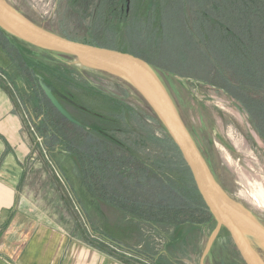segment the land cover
<instances>
[{
	"label": "rangeland",
	"instance_id": "374dc122",
	"mask_svg": "<svg viewBox=\"0 0 264 264\" xmlns=\"http://www.w3.org/2000/svg\"><path fill=\"white\" fill-rule=\"evenodd\" d=\"M5 1L48 32L80 43L125 48L150 61L225 195L264 228V61L256 57L258 45L248 44L244 37L248 15L251 20L255 15L262 25L259 32L251 33L264 36V0H230L229 4L189 0L181 23H176L170 0ZM139 6L143 20L134 25L131 16ZM130 8L135 9L132 15ZM165 9L170 17L161 32L165 36H156L153 21L146 34L156 33L154 44L140 42L145 21L149 16L157 20ZM196 13L200 25L195 23ZM96 24H101L100 29ZM22 58L53 69L63 67L72 73L71 80L91 89L53 87L59 103L87 128L83 133L64 121L56 122L64 127L61 135L90 153L87 161L84 153L73 156L38 133L44 118L36 101L22 100V96L34 97L21 70ZM0 80L11 85L19 110L36 134V164L41 170L34 169L32 178L45 183L47 190L57 191L61 184L63 202L48 205H55L57 213L62 206L61 221L76 228L79 241L100 247L113 243L141 247L150 255L190 264H241L227 233L221 230L213 239L218 227L213 216L207 221L197 206L194 215L186 214L185 194L175 201L173 187L186 184L172 146L164 141L169 136L154 111L127 84L72 57L34 48L2 33ZM90 164L99 168L96 181L107 185L108 198L92 195L86 187L82 168ZM175 207L181 214L176 219L169 211ZM249 242L264 264V247Z\"/></svg>",
	"mask_w": 264,
	"mask_h": 264
},
{
	"label": "crops",
	"instance_id": "0c3cea01",
	"mask_svg": "<svg viewBox=\"0 0 264 264\" xmlns=\"http://www.w3.org/2000/svg\"><path fill=\"white\" fill-rule=\"evenodd\" d=\"M10 87L0 80V264H190L144 254L141 247L79 241L76 228L61 221L62 206L59 213L49 207L63 202L61 184L47 190L32 178L41 170L36 134Z\"/></svg>",
	"mask_w": 264,
	"mask_h": 264
},
{
	"label": "water",
	"instance_id": "95a60500",
	"mask_svg": "<svg viewBox=\"0 0 264 264\" xmlns=\"http://www.w3.org/2000/svg\"><path fill=\"white\" fill-rule=\"evenodd\" d=\"M0 30L34 48L68 56L77 62L103 71L127 84L154 111L169 138L179 149L195 186L218 227L213 239L225 229L237 250L241 264H262L251 249L249 240L264 247V236L245 226L232 213L234 205L212 175L194 142L174 101L152 65L129 53L99 48L69 40L35 26L5 0H0ZM53 107L72 124L86 128L68 113L56 99L54 86L40 82Z\"/></svg>",
	"mask_w": 264,
	"mask_h": 264
},
{
	"label": "trees",
	"instance_id": "16d2710c",
	"mask_svg": "<svg viewBox=\"0 0 264 264\" xmlns=\"http://www.w3.org/2000/svg\"><path fill=\"white\" fill-rule=\"evenodd\" d=\"M174 1V2H173ZM170 0V2L168 3L169 5L171 3H173L174 8L172 11H176L177 14V18H176V23L179 22L181 23V21L183 20L180 16L181 14L183 15V12L186 10L185 7L186 5L189 6L190 2L189 0ZM226 1V0H225ZM230 0H227V3L229 4ZM167 5V4H166ZM132 8H134L132 6ZM132 8H130V15L135 13V9L133 10ZM138 11L136 13L135 16H131L133 17L132 20L134 25H137L136 22L141 23L143 18H142V11L143 8L142 7H137ZM142 10V11H141ZM237 10V9H236ZM165 11H162L161 15L159 16V18L156 20L153 17H150L147 19V22L144 26V29H146V31L143 33V37L141 38L140 42H144L147 43L148 45H153V41H152V37L158 32L159 34H156V36L160 35L159 37H164L165 35L162 34V31H165V28L167 26V23L170 19L168 13H164ZM237 14H234V17H236ZM243 13L240 16V13H238V17H242ZM255 16V15H254ZM252 17V20L250 19V16L248 15L247 17H249V22L247 23V27L244 28L245 32L247 34H244L245 40L248 44H250L251 42H255L258 47H257V51H256V57L260 60V62H262V60L264 61V36H256L255 33H251L253 31V29H255L256 33L260 31L262 25H260V22L256 21V19H258L257 17ZM130 18V16H128ZM193 17L195 18L194 20L195 23L197 25H200V16L198 15V13L193 14ZM261 19V18H260ZM259 20V19H258ZM156 22L157 25L155 27V32H151V34L147 35V30L149 29V25L151 24V22ZM159 23V24H158ZM246 26V24H244ZM101 24L97 25L96 24V28L100 29ZM248 28H250V30H248ZM220 31V30H219ZM0 33H2L4 36L7 37H11L9 35H7L5 32H3L2 30H0ZM162 34V35H161ZM224 34V32H220L219 33ZM141 36V32L139 34ZM264 35V34H263ZM260 37V38H259ZM13 38V37H11ZM15 39V38H13ZM69 40H73L71 38H68ZM143 40V41H142ZM160 43V42H158ZM156 44V45H160V44ZM84 44H89L95 47H99V48H107V49H112V50H116V51H120L123 53H128L127 50H124L125 48H114V47H109V46H104V45H100V44H96V43H84ZM250 49V48H249ZM212 50V48H211ZM217 53V52H216ZM139 58H144L142 56L139 55H135ZM148 62V61H147ZM149 64H152L150 61L148 62ZM20 66L22 67L21 70H23V74L26 77V79L28 80V82H30V89L32 92H34V97L31 94V96H22V100L23 102L25 101H36V107L39 109L38 111L42 113L43 116V120H42V124L41 126L37 129L38 133H40L41 136H44L46 139H49L51 141V146H55L56 144H61V146H63L68 152H70L71 155L75 156L78 152L84 153V155L82 154V156H84V162L85 160L87 161V159L90 158V153L88 151H82V149H80L79 147H77L76 145H74L73 141L69 139L68 136L62 134L61 132L62 130H64V127L62 126L61 123L57 124L56 122H58V120L60 121H64L65 123H67L68 125H71L72 127H74L77 131H83V133H87L86 129L87 128H83L80 129L78 127H76V125L72 124L71 122H69L68 120H66L51 104V102L49 101V99L46 97V95L44 94L41 86H40V80L42 79L47 85L49 86H54L57 89H62L63 87H68V86H73L76 88H80L83 90H91L90 88H86L85 85L79 83V82H75L73 80H71V76L72 73H70L68 70H66L63 67H57L55 69L41 65V64H37L31 60H27V59H20ZM62 88H61V86ZM86 88V89H85ZM27 97H29L27 99ZM34 99V100H32ZM109 101H112L113 103H117L115 100L113 99H109ZM249 105V104H248ZM247 106V105H245ZM84 108V107H83ZM248 110V113L251 117H253L252 112ZM129 111V110H128ZM61 124V125H60ZM261 132V131H260ZM263 134V133H262ZM264 137V134H263ZM164 141L166 143H168L169 145L172 146L173 152L178 160L179 163V167L181 168V172H182V178H183V183L186 184L185 188H182L180 185H176V187H173L174 189L172 190L173 196L175 197V201H177V197H182L185 194V197L187 198L185 201V205L183 204L184 209H185V213L188 215H194V213L192 214V211L195 210L193 209L194 206H197L198 209L201 207L202 210H204V214L206 215L205 217H207V221L209 220V218L212 219V215L209 211V209L207 208V206L205 205L202 197L200 196L192 174L187 166V164L185 163V161L182 158V155L179 151V149L177 148V146L173 143V141L169 138L166 137L164 138ZM83 146V145H82ZM78 149V150H77ZM89 156V158H88ZM92 158V157H91ZM91 165V164H90ZM84 166L82 168V172H83V177L84 180L86 182V185L88 187V189L97 195L103 196V198H108V188L107 185L102 183V180L100 181H96L97 178H99L97 176L96 178V174H99L100 170L98 167H95L93 164L90 166ZM100 176V175H99ZM100 182V183H99ZM181 188L183 189V192H180ZM182 191V190H181ZM113 193H117L118 192H113ZM107 196H106V195ZM125 202H122V204H124ZM126 204V203H125ZM124 204V205H125ZM135 205V204H134ZM175 206V205H174ZM169 211L174 213V218L176 219L178 216H181V214H179V209L177 210L176 207L174 209H169ZM222 231L224 233H227L225 229H222ZM228 234V233H227ZM229 235V234H228Z\"/></svg>",
	"mask_w": 264,
	"mask_h": 264
},
{
	"label": "bare ground",
	"instance_id": "6f19581e",
	"mask_svg": "<svg viewBox=\"0 0 264 264\" xmlns=\"http://www.w3.org/2000/svg\"><path fill=\"white\" fill-rule=\"evenodd\" d=\"M233 215L248 228L261 233L264 236V228L254 219V217L240 206H232Z\"/></svg>",
	"mask_w": 264,
	"mask_h": 264
}]
</instances>
